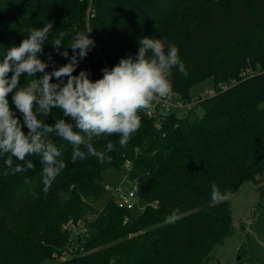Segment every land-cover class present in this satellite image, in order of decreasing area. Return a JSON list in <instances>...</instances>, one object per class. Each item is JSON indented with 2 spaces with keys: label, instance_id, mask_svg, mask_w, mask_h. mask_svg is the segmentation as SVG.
Returning <instances> with one entry per match:
<instances>
[{
  "label": "trees",
  "instance_id": "1",
  "mask_svg": "<svg viewBox=\"0 0 264 264\" xmlns=\"http://www.w3.org/2000/svg\"><path fill=\"white\" fill-rule=\"evenodd\" d=\"M187 1L0 0V62L32 29L51 22L53 29L40 59L48 61L51 55L58 68L73 54L69 48L65 58L52 47L59 34H68L62 41L66 49L76 33L92 29L88 35L95 47L74 75L85 70L96 80L102 78V69H111L121 58L135 59L138 48L123 47L132 41L139 45L145 36L159 38V27ZM222 1L213 4L207 21L195 23L188 35L170 33L168 44L176 45L188 73L173 70V93L186 103L196 102L183 116L172 112L160 118L158 129L155 119L140 112L141 127L124 148L118 135L93 137L98 151H106L108 140L115 145L106 152L111 161L103 164L93 156L73 163V146L50 134L66 167L46 195L39 156L26 157L34 167L13 175L5 163L7 154H0V264H46L57 258H64L61 264H208L212 260L214 250L233 235L234 227L230 200L214 202L211 185L233 195L245 182L258 184L264 176V0H229V10ZM121 14L137 22L120 19ZM51 70V66L46 69ZM210 78L216 94L193 99L191 89ZM26 79L31 78L22 74L21 85ZM38 118L54 125L63 114L53 108L48 117ZM23 130L27 132L26 126ZM12 159L13 168L21 163ZM127 162L131 164L127 177L137 184L138 197L146 203L143 213L134 217L111 197L100 213L84 220L87 199L104 191L103 172L122 169ZM61 192L70 198L65 201ZM177 208L178 219L166 223ZM80 223L83 231L73 239L70 228ZM237 257L238 264L246 258L250 264H261L254 256L249 258L243 246Z\"/></svg>",
  "mask_w": 264,
  "mask_h": 264
},
{
  "label": "clouds",
  "instance_id": "2",
  "mask_svg": "<svg viewBox=\"0 0 264 264\" xmlns=\"http://www.w3.org/2000/svg\"><path fill=\"white\" fill-rule=\"evenodd\" d=\"M52 29L51 22L32 29L18 46L9 48L0 62V154H7L5 163L13 175L34 167L26 157L39 156L44 165L42 184L45 195L66 167L65 161L59 159L60 149L49 139L50 134L55 133L73 146V163L83 161L86 156L96 157L101 164L106 160L110 162L111 157L106 152L114 150L113 142L108 140L106 151H98L91 142L93 137L118 135L119 146L126 147L132 134L141 127L140 112L152 109L162 98L173 94V70L185 76L188 74L176 45L168 44L167 38L145 36L139 41L135 59L131 56L121 58L111 69H102V78L92 80L85 70L74 75L80 61L95 47L94 40L88 35L92 29L87 33H76L66 49L62 47V41L68 34H59L52 47L65 58L69 57L67 49L71 48L73 54L58 68L51 55L48 61L40 59ZM50 66L52 70L46 71ZM37 73L42 75L37 78ZM22 74L31 78L23 85L20 83ZM53 77L57 82H53ZM9 94H12L15 111L10 106ZM53 108L63 114L54 125L38 118V115L48 117ZM25 126L27 132L23 130ZM13 157L21 162L14 168ZM231 195L230 190L222 193L215 183L211 185L214 202L228 201ZM60 196L65 201L70 198L63 192ZM178 213L177 208L165 222H175Z\"/></svg>",
  "mask_w": 264,
  "mask_h": 264
},
{
  "label": "rangeland",
  "instance_id": "3",
  "mask_svg": "<svg viewBox=\"0 0 264 264\" xmlns=\"http://www.w3.org/2000/svg\"><path fill=\"white\" fill-rule=\"evenodd\" d=\"M220 0H188L179 12L173 13L169 19L159 27V39L167 38V43L171 31H177L188 35L193 26L198 21L206 22L213 4ZM229 10L230 1L221 2ZM251 3V0H249ZM120 19L136 21L137 19L129 14H121ZM91 20L87 17V23L90 25ZM139 48L135 42H128L123 50H134ZM167 50V47H166ZM250 73V71L248 70ZM214 80L207 79L191 89V97L195 100L199 98H210L216 94ZM227 89V85H222ZM196 114L201 115V109H196ZM179 111L178 116H183ZM129 168L122 169L109 168L102 174L101 185L103 193L96 199H87L88 207L83 211L84 220H90L100 213L111 199V193L106 191L107 186H116L123 182V187L131 190L133 182L127 179ZM124 180V181H123ZM134 209L131 214L139 217L146 206V203L137 197L134 201ZM230 208L232 212L234 233L228 238L223 245L218 246L213 252V258L208 264H238L237 253L243 246L249 253V258L254 256L259 263L264 264V176L258 184L245 182L230 199ZM71 235L76 239L77 233L83 231V223L78 227H71ZM64 258H57L46 264H61ZM243 264H250L248 258Z\"/></svg>",
  "mask_w": 264,
  "mask_h": 264
},
{
  "label": "built area",
  "instance_id": "4",
  "mask_svg": "<svg viewBox=\"0 0 264 264\" xmlns=\"http://www.w3.org/2000/svg\"><path fill=\"white\" fill-rule=\"evenodd\" d=\"M243 76H247V73H244ZM195 105L196 102L186 103L181 100L179 95L173 93L170 97L162 98L159 103L154 104V107L152 109L144 110V112L150 118L155 119V126L159 129L160 118H163L160 115L161 110L170 114L172 112L179 111L186 113L190 111ZM126 166L130 168V162H127ZM106 191L111 193L112 198L115 200L116 204L120 209L125 211H132L134 209L133 201L138 197V186L136 183L133 182L131 190L124 188L122 182L116 186H107Z\"/></svg>",
  "mask_w": 264,
  "mask_h": 264
},
{
  "label": "water",
  "instance_id": "5",
  "mask_svg": "<svg viewBox=\"0 0 264 264\" xmlns=\"http://www.w3.org/2000/svg\"><path fill=\"white\" fill-rule=\"evenodd\" d=\"M160 115H161L162 117H166V116H169L170 113H167V112H164L163 110H161V111H160Z\"/></svg>",
  "mask_w": 264,
  "mask_h": 264
}]
</instances>
